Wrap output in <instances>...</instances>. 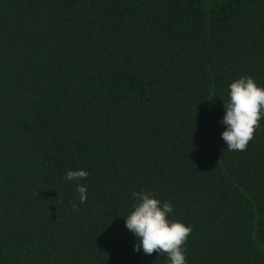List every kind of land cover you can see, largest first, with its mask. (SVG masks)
<instances>
[{"label": "trees", "instance_id": "obj_1", "mask_svg": "<svg viewBox=\"0 0 264 264\" xmlns=\"http://www.w3.org/2000/svg\"><path fill=\"white\" fill-rule=\"evenodd\" d=\"M240 76L264 87V0H0V264H168L133 251L141 191L186 264H264V118L220 136Z\"/></svg>", "mask_w": 264, "mask_h": 264}, {"label": "clouds", "instance_id": "obj_2", "mask_svg": "<svg viewBox=\"0 0 264 264\" xmlns=\"http://www.w3.org/2000/svg\"><path fill=\"white\" fill-rule=\"evenodd\" d=\"M228 99L223 102L224 114L220 120L224 130L221 139L229 151H243L252 139L259 121L264 118V87L250 76H240L228 85ZM88 176L85 169H68L66 181H82ZM79 202L87 199V184L76 183ZM138 201L124 217L125 228L134 237L133 251L150 255L154 251L165 254L168 264H186L183 245L192 228L171 218L173 206L147 192H133Z\"/></svg>", "mask_w": 264, "mask_h": 264}]
</instances>
